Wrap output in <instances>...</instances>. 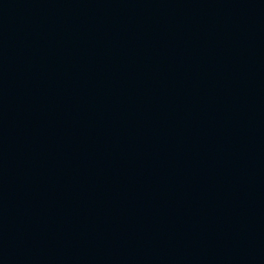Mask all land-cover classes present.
Instances as JSON below:
<instances>
[{"label": "water", "instance_id": "obj_1", "mask_svg": "<svg viewBox=\"0 0 264 264\" xmlns=\"http://www.w3.org/2000/svg\"><path fill=\"white\" fill-rule=\"evenodd\" d=\"M0 264H264V0H0Z\"/></svg>", "mask_w": 264, "mask_h": 264}]
</instances>
